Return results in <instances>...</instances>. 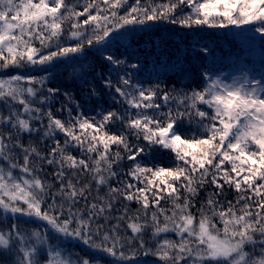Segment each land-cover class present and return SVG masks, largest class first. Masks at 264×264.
Here are the masks:
<instances>
[{
  "label": "snow or ice",
  "instance_id": "1",
  "mask_svg": "<svg viewBox=\"0 0 264 264\" xmlns=\"http://www.w3.org/2000/svg\"><path fill=\"white\" fill-rule=\"evenodd\" d=\"M159 23L264 48V0H0V264H101L73 242L111 264H264V76L145 86L129 48ZM65 71L79 94L51 86Z\"/></svg>",
  "mask_w": 264,
  "mask_h": 264
},
{
  "label": "trees",
  "instance_id": "2",
  "mask_svg": "<svg viewBox=\"0 0 264 264\" xmlns=\"http://www.w3.org/2000/svg\"><path fill=\"white\" fill-rule=\"evenodd\" d=\"M238 31L234 27L224 29H185L178 25L159 23L151 29V37H145L139 48H136L134 43L132 48H129V53H132L133 49H135L133 58L129 63L138 62L139 67L133 70V73L136 79L145 83V86L148 83H160L162 87L167 85L169 88L182 87L183 85L195 87L199 83L198 72L202 70V67L209 68L214 74L223 73L229 79L232 75H237L240 71L245 70L256 79H261L264 76V48L261 46L259 34L252 33L251 35L255 37V40L246 42L235 35ZM139 35L138 33L137 36ZM128 43H132L130 38L128 42L121 40L117 43H112L108 50L120 55L125 51ZM205 45L210 49V53L206 58L198 52V49ZM186 53L190 54L191 66L184 65L186 68L190 67L189 76L188 79H181L173 72L168 71L167 67L174 62L177 56L183 57ZM158 59L159 64L157 63ZM89 60H92L91 56H89ZM100 68L101 65L97 64L96 70L100 71ZM192 68L196 69V71H191ZM34 74L42 75L43 73L34 72ZM53 75L56 76V79L52 81L51 86L63 84L65 88H62V91L67 89L75 91L77 94L81 91L78 81L74 82L71 78L66 79V71L63 72V75L56 73ZM113 76H115V73H113ZM61 100H63V97L57 98V101L52 106L53 111L60 107ZM103 100H106L107 103L101 101L97 105L95 101L88 102L85 105L86 114L92 115L97 107L106 108L109 104H112V100L109 97H104ZM160 159L163 160L164 166L170 167L174 161V156L165 153ZM228 198L234 199L231 194L228 195ZM131 207L135 210L138 206L133 204ZM21 224L22 227L29 229L36 226L34 224L25 225L23 222ZM148 238L147 236L145 237V239ZM73 243L75 247L70 245V251H74L81 256L88 255L93 259H99L101 264H111L112 258L106 254L93 252L82 244ZM153 259V257L140 256L135 261V264H152ZM117 264H120V262H117Z\"/></svg>",
  "mask_w": 264,
  "mask_h": 264
}]
</instances>
